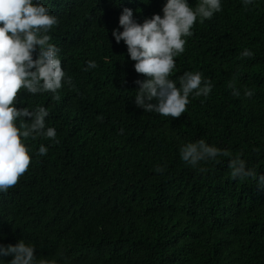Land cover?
Masks as SVG:
<instances>
[{
	"label": "trees",
	"instance_id": "16d2710c",
	"mask_svg": "<svg viewBox=\"0 0 264 264\" xmlns=\"http://www.w3.org/2000/svg\"><path fill=\"white\" fill-rule=\"evenodd\" d=\"M42 2L59 19L51 42L74 87L60 89L58 100L18 93L17 108H48L59 143L25 141L28 170L0 194V244L32 242L37 256L58 264H264V187L233 180L227 157L199 172L178 151L205 139L243 152L264 175V0H223L219 13L194 24L171 78L201 71L214 87L207 98L190 96L178 118L135 106L133 82L144 77L111 35L124 7L143 22L165 0ZM244 48L254 55L241 57ZM88 60L98 67L85 71ZM234 76L252 98L232 96Z\"/></svg>",
	"mask_w": 264,
	"mask_h": 264
},
{
	"label": "clouds",
	"instance_id": "9594fccd",
	"mask_svg": "<svg viewBox=\"0 0 264 264\" xmlns=\"http://www.w3.org/2000/svg\"><path fill=\"white\" fill-rule=\"evenodd\" d=\"M145 2V0H143ZM245 7L256 0H242ZM147 3V2H145ZM223 0H199L193 7L188 0H165L159 14L137 22L134 11L124 7L118 27L111 32L116 44L123 41L134 71L143 75L133 83L135 106L144 112L178 118L191 103L190 96L207 98L213 82L201 71H185L177 79L171 78L176 69V57L185 51L193 26L211 19L222 10ZM59 24L58 17L42 0H0V194L15 186L31 163L26 140L45 137L59 143L54 127L46 124L49 110L43 105L17 108L21 89L33 96L48 93L59 99V90L74 87L73 79L62 67L60 48L52 43L51 31ZM241 57H252L253 51L244 48ZM98 67L95 60L86 61L85 71ZM227 87L234 97L241 91L246 98L254 96L251 88H238L235 76ZM24 93V92H23ZM27 118V119H25ZM123 131V130H121ZM179 157L199 172L202 165L227 157L233 180L252 179L264 187V175L255 166L249 167L243 152L233 154L209 144L205 139L182 142ZM48 147L41 144L38 155H46ZM163 166L154 171L162 173ZM36 245L19 240L15 245L0 244V257H11L7 264H58L55 258L36 255ZM0 264L4 261L0 260ZM67 264V260H65Z\"/></svg>",
	"mask_w": 264,
	"mask_h": 264
}]
</instances>
